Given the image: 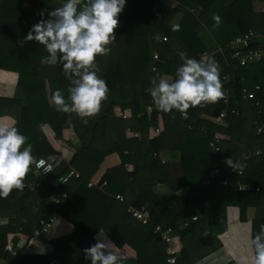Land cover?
Segmentation results:
<instances>
[{
	"label": "trees",
	"instance_id": "trees-1",
	"mask_svg": "<svg viewBox=\"0 0 264 264\" xmlns=\"http://www.w3.org/2000/svg\"><path fill=\"white\" fill-rule=\"evenodd\" d=\"M57 1L68 2L0 0V81L6 78L16 82L13 96L0 94V123L17 127L27 137L25 147L28 143L34 146L37 159L59 155L50 137L74 152L69 161L59 163L46 177L37 175L33 164L25 183L32 182L34 187L22 192L13 189L7 199L0 198V259L7 258L10 264L42 259L21 255L17 245L21 239L30 241L42 228L41 220L53 213L75 227L71 234L50 241L54 254L45 260L54 258L60 264L84 261L83 250L95 245L94 235L100 230L137 264H169L167 244L161 235L168 227L174 228L182 243L178 264H197L221 248L218 236L228 228L225 211L230 205L240 208L243 222L252 221V239L260 234L264 225V134L257 128L264 127V61L241 66L229 50L212 56L222 69V83L225 75L231 76L230 111L223 125L201 118L204 114L219 115L225 107L223 100L190 108L187 119L179 112L172 119L156 108L148 113L147 107L154 104L147 89L155 76L157 81L166 73L175 77L183 63L178 55L181 51L200 59L204 52L226 48L231 40L250 30L256 35L255 45L264 44V0H126L118 17L115 42L106 46L111 52L96 59L98 75L110 90L108 99L102 102L100 115L89 119L87 125L75 113L66 116L52 106L51 96L58 88L71 103L68 89L75 77L65 75L61 54L57 53L56 64H42V60L50 59L46 47L35 40L24 42L33 25L49 20L48 13ZM173 1L179 4L174 7ZM88 2L77 4V14ZM213 14L222 19L219 28L213 27ZM176 24L180 28L173 31ZM155 53L159 59L154 58ZM256 85L261 86L256 99H245L243 87L254 90ZM127 110L130 117H125ZM152 127L160 128L155 138L149 137ZM71 132L78 143L71 139ZM136 132L141 137H136ZM215 137L221 139L219 152L210 146ZM177 144L182 145L181 179L174 178L169 164L154 157ZM112 153H118L122 163L108 170L103 178L108 185L105 189L90 187L89 181ZM229 158L238 165L236 169L225 163ZM216 162L220 163L217 180L230 181L229 187L216 180L205 184ZM128 164L133 165L132 171ZM72 168L81 177L62 184L63 176ZM238 182L250 184L252 189L241 191ZM159 183L168 184L174 192L165 206L154 193ZM185 187L190 190L187 195L176 193ZM65 191L73 198L57 207L54 199ZM117 194H122L124 201L118 200ZM143 205L152 210L148 224L128 211L130 206ZM11 234L17 251L12 252L14 255L7 251ZM46 240L39 235L34 242Z\"/></svg>",
	"mask_w": 264,
	"mask_h": 264
},
{
	"label": "clouds",
	"instance_id": "clouds-1",
	"mask_svg": "<svg viewBox=\"0 0 264 264\" xmlns=\"http://www.w3.org/2000/svg\"><path fill=\"white\" fill-rule=\"evenodd\" d=\"M80 2L68 0L63 7L56 8L49 13L55 19L41 20L33 25L24 42L35 40L46 47L50 59L42 60V64H56L57 53L61 54L59 59L65 62V75L75 77L71 80L73 87L68 89L71 103L66 101L63 91L58 88L52 93V106L66 116L75 113L87 125L89 119L100 115L102 102L108 99L110 90L107 82L98 75L100 70L96 59L111 52L106 46L115 42L118 17L125 8L126 0H89L77 14ZM212 18L215 22L213 27L219 28L221 17L213 14ZM179 28L178 24L172 26L173 31ZM178 55L183 63L176 69L175 77L170 79L161 75L157 81L155 76L147 89L158 111L170 115L172 119L179 112L182 118L187 119L190 108H204L220 100L227 102L221 80L222 69L213 57L205 61L203 58H191L184 51ZM26 140L27 137L17 127L0 123V198L7 199L13 189L24 190L33 164L43 169L44 173L52 171L43 159L33 155L34 146L31 143L25 147ZM225 163L233 169L238 167L230 158ZM100 235L106 236L102 231L98 233ZM262 236L264 225H261V233L251 239V244L255 246L251 264H264ZM115 248L111 240H98L95 245L83 250L84 258L90 259L91 264H124L126 257L118 256Z\"/></svg>",
	"mask_w": 264,
	"mask_h": 264
},
{
	"label": "crops",
	"instance_id": "crops-1",
	"mask_svg": "<svg viewBox=\"0 0 264 264\" xmlns=\"http://www.w3.org/2000/svg\"><path fill=\"white\" fill-rule=\"evenodd\" d=\"M64 4H66V2L64 1L55 2L51 10L49 11V13H51L58 7H63ZM178 4H179L178 1L172 2V5L174 7H176ZM49 13H48L49 20H54L55 18L50 16ZM119 27H120V23L116 31L119 29ZM221 48L222 47H219L218 51ZM164 75L169 76L170 79L173 77L172 75L167 74V73ZM15 90H16L15 81L8 80L6 78L3 81H0V94L1 95L13 96L15 93ZM130 116H131V111L127 110L125 112V117H130ZM212 117H215V116H209L205 114L201 115L202 119H208L209 121L215 123L212 120ZM195 119L196 117L192 118V120H195ZM153 128L154 127L150 129L149 134L151 133V130ZM70 137L75 143H78L77 137L74 134V132H71ZM50 142L55 147V149L59 152V156H62V154H65L67 156V159H65L64 161H69L74 155V152L71 149L62 146L54 137H50ZM155 154H157V156H155ZM155 154H154L155 158L160 159L162 163H166L170 165L174 178L176 179L183 178L184 172H183V167H182V145L181 144H177L171 150H163ZM121 163H122V159L118 153L109 154L108 156H106V158L102 162L100 169L96 173L95 177L103 179L109 169L117 167ZM127 169L129 171H132L134 167L133 165L128 164ZM189 191H190L189 188L185 187V188L179 189L176 193L180 196H184V195H187ZM154 193L159 198L162 206H165L168 199H170V197L174 194L170 186L165 183L157 184L154 187ZM225 217L227 220L228 228L224 233L218 236L220 242L222 243L221 248H219L217 251L213 252L212 254L206 256L201 261H199L197 264H230V263L245 264V262H247V264H251V260L254 255V245L251 244V239L253 235L252 221L248 220L246 222H243L240 218V208L236 205H230L226 208ZM74 230H75V227L69 220L58 215L49 233L44 235L45 238L47 239L46 242H40V241L34 242L31 240L27 241L26 239H21L17 245L18 248L21 249V255L32 256V257H37V258H42V259L26 260V261H21V262L13 261L11 264H60V262L54 258L52 259L51 262L48 260H45V258L47 259L48 257H52L54 254V246L50 243V241L58 237L69 235ZM101 231L104 232L103 230H100L96 232V234L94 235L95 244L98 242V240L102 242H106V240H111L105 232L104 233L106 236L104 235L98 236V233H100ZM174 235L177 239L174 240L173 245L176 249L179 248L181 250L182 248L181 240L176 233ZM13 237H14L13 234L9 236V242L10 241L12 242L13 250L16 251L14 249ZM7 251L11 252L10 249H8V247H7ZM114 251L118 256H122L125 254L124 257H126V259L124 260V264H137L136 259L134 257H132L127 251L118 247L117 245ZM167 253H168V244H167ZM0 264H10L9 259L1 258ZM75 264H91V260L85 259L84 261H79V262H76Z\"/></svg>",
	"mask_w": 264,
	"mask_h": 264
},
{
	"label": "built area",
	"instance_id": "built-area-1",
	"mask_svg": "<svg viewBox=\"0 0 264 264\" xmlns=\"http://www.w3.org/2000/svg\"><path fill=\"white\" fill-rule=\"evenodd\" d=\"M255 36H256L255 33L252 30H250L243 35H239V36L235 37L233 40H231L227 44L226 48H221L219 51H206L201 55V58H203L206 61L209 57H212L217 52L224 54L225 50H229L232 53L231 57L233 59L237 60L241 66H247L251 63H257L260 61H264V44L255 45L256 44ZM259 39H260V36H258V40ZM154 58L159 59V55L157 53H155ZM216 61L219 63L218 60H216ZM155 69H156V66L153 67V70H155ZM230 80H231L230 75H225L223 77V91L226 93V101L227 102H225V100H223V102L225 104L224 109L220 112L219 115L212 117V120L215 123L221 124V125H223L225 123V119L228 116L229 111H230L229 110L230 91H229V87H228ZM260 89H261L260 85H256L254 90H250L247 87H243V89H242L243 97L245 99L255 100L257 97V91H259ZM255 105L260 106V102L256 101ZM154 109H155V107L151 106V105L147 107L148 113H151ZM231 112L236 113V110L232 109ZM257 131L260 134H264V127H258ZM159 134H160V128L154 127L151 130L149 137L154 138L155 136H158ZM135 136L141 137V135L138 132L135 133ZM210 146L212 147L214 152H219L221 150V139L219 137H215L210 142ZM155 156H157V154H155ZM40 159H43L46 162V166H51L52 171L44 173L43 169L37 168L36 165H35V171H36V174L39 175L40 177H46L47 175L51 174L54 171V169L57 167V165L59 163H61L65 159H67V156L65 154H62V156L57 155V156L48 157V158L43 157ZM219 173H220V163L216 162L213 164L212 169L209 171V175L205 179V184L211 185L216 180L217 183H219L220 185H222L224 187H229L231 185L230 181H228V180H217ZM239 173L241 174L242 172L239 171ZM80 177H81L80 172L77 171L76 169L72 168L68 171V173L66 175L63 176L61 183L66 184L71 179L80 178ZM88 185L90 187H99L101 189H105L106 186L108 185V182H107V180H103L102 178L94 177L93 179H91L89 181ZM237 186H238L239 190H241V191H250L252 189V186L250 184H247V183L238 182ZM27 187L33 188L34 184L32 182L31 183H25V188H27ZM256 190L259 191L260 187H257ZM72 198H73L72 194L65 191L61 194V196L56 197L54 199V204L57 207H61L64 202H66L67 200H70ZM116 198L120 201H124V196L122 194H117ZM128 211L132 214V216L135 219L140 221L142 224H148L152 220V210L147 205H143L141 207L130 206ZM57 216H58L57 213H53L48 219H42L41 220L42 228L39 230H36L34 232L33 236L31 237V241H34V239L39 235L48 234L51 227L55 223ZM195 219H196V217H195ZM0 225H2V221H0ZM174 234H175V230L173 227H168L167 229L161 231V235H162L163 239L168 244L167 262L169 264H178V259H179L180 249L179 248L176 249L173 245L174 240L177 239ZM7 247L14 254L17 253L16 251L13 250V244L11 241L8 243ZM123 256H125V254Z\"/></svg>",
	"mask_w": 264,
	"mask_h": 264
}]
</instances>
